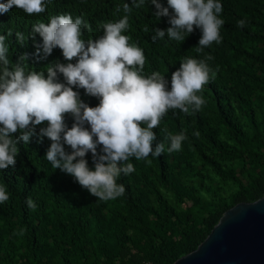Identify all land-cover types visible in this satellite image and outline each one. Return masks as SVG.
<instances>
[{
    "label": "trees",
    "instance_id": "obj_1",
    "mask_svg": "<svg viewBox=\"0 0 264 264\" xmlns=\"http://www.w3.org/2000/svg\"><path fill=\"white\" fill-rule=\"evenodd\" d=\"M125 2L131 0H52L45 13L31 16L14 6L0 12V35L12 30L6 43L13 62L27 53L26 71H45L46 75V65L67 61L59 48L46 58L42 51L39 57L35 55L42 37L37 33L33 40L32 24L47 23L49 16L61 13H70L73 18L83 15L92 31L84 29L82 39H95L103 34L99 24L124 15L115 8ZM160 2L167 6V0ZM220 3L223 11L219 18L225 21L220 28L222 40L200 53L196 51L202 34L199 28L194 27L182 42L167 36L152 41L154 28L170 25L168 17L156 20L151 0L129 14V29L124 34L130 37L129 43L143 49L145 75L159 71L170 89L171 74L182 59H205L208 55L212 59L206 62L216 75L197 93L206 101L199 111L190 109L185 114L170 109L153 129L157 135L153 147L163 141L167 148L169 141L164 137L183 132L187 138L181 150L165 151L147 160L130 158L135 171L121 174L117 180L126 189L123 196L99 201L74 177L52 168L46 160L51 143L47 137L40 143L35 136L28 144L18 141L15 166L0 170V187L9 196L0 203V264H172L197 247L225 210L262 196L264 0ZM241 19L246 21L242 28L237 27ZM17 31L27 37L23 45L17 41ZM60 80L63 82L62 75ZM74 90L90 106L99 103L83 89ZM65 122L71 127L73 118L66 115ZM42 126H37V132ZM65 150L71 151L67 145ZM85 158L94 168L91 152ZM236 168L244 178L235 174ZM207 169L213 176L234 182V194L218 202L199 198L194 180L203 186L209 177ZM28 198L36 204L35 210L27 206Z\"/></svg>",
    "mask_w": 264,
    "mask_h": 264
},
{
    "label": "clouds",
    "instance_id": "obj_2",
    "mask_svg": "<svg viewBox=\"0 0 264 264\" xmlns=\"http://www.w3.org/2000/svg\"><path fill=\"white\" fill-rule=\"evenodd\" d=\"M52 0H6L0 3V12L14 6L28 15H40L47 11ZM147 0H131L117 5L116 13L124 15L115 21L98 25L103 34L95 39H82L83 30L92 31L91 24L83 15L70 13L51 15L48 22L32 24L30 35L42 37L35 55L49 56L59 48L67 63L57 60L46 65L45 71H26L28 54L22 53L13 62L9 58L8 37L0 35V170L15 166L19 153L18 141L28 144L35 136L37 142L47 137L51 143L46 151V160L54 169L74 177L80 186L87 189L99 201L115 200L126 189L118 178L135 171L130 158L141 160L149 156L159 157L165 151L181 150L187 138L182 132L164 137L153 147L157 139L153 129L158 128L168 111L179 109L185 114L197 112L206 101L197 93L214 79L205 59L185 57L180 67L171 74V87L159 71L144 74L146 57L143 49L129 43L124 33L129 29V14L133 9L145 6ZM156 11L154 17H168L169 27L154 28L152 41L169 40L182 42L195 28L201 30L196 46L198 53L222 40L220 28L225 21L219 18L223 11L220 0H151ZM171 9V13H170ZM246 21H237L244 27ZM147 33L148 29H144ZM17 41L23 45L24 33L16 32ZM75 60L73 63L72 61ZM63 77V82L60 80ZM83 89L85 95L96 97L99 103L90 106L74 89ZM73 118L71 127L65 116ZM44 125L39 128L37 126ZM19 133V135H15ZM197 137L199 132L194 133ZM65 145L71 151L65 150ZM99 147V151H98ZM91 152L94 168H90L86 155ZM148 163H151L148 160ZM9 199L4 187H0V203ZM27 206L35 210L31 198ZM23 231V230H21Z\"/></svg>",
    "mask_w": 264,
    "mask_h": 264
},
{
    "label": "water",
    "instance_id": "obj_3",
    "mask_svg": "<svg viewBox=\"0 0 264 264\" xmlns=\"http://www.w3.org/2000/svg\"><path fill=\"white\" fill-rule=\"evenodd\" d=\"M172 264H264V193L225 210L197 247Z\"/></svg>",
    "mask_w": 264,
    "mask_h": 264
},
{
    "label": "rangeland",
    "instance_id": "obj_4",
    "mask_svg": "<svg viewBox=\"0 0 264 264\" xmlns=\"http://www.w3.org/2000/svg\"><path fill=\"white\" fill-rule=\"evenodd\" d=\"M257 112H259L258 109H257ZM231 166H233V163L231 164ZM236 172H237V168L235 170V174L239 178L241 177L244 178L242 175H239V173H236ZM206 174L210 178L209 177L207 178V181L205 182L203 186L198 185L197 184L198 182L194 180V184L197 188L196 195L199 198L201 196L203 199H207L213 202H218V199L222 198L223 200H225L229 196L234 194V192L236 191V185L234 184V182L230 180H222L216 176H213L212 172L208 169L206 170Z\"/></svg>",
    "mask_w": 264,
    "mask_h": 264
},
{
    "label": "built area",
    "instance_id": "obj_5",
    "mask_svg": "<svg viewBox=\"0 0 264 264\" xmlns=\"http://www.w3.org/2000/svg\"><path fill=\"white\" fill-rule=\"evenodd\" d=\"M141 264H149V262H143V263H141Z\"/></svg>",
    "mask_w": 264,
    "mask_h": 264
}]
</instances>
